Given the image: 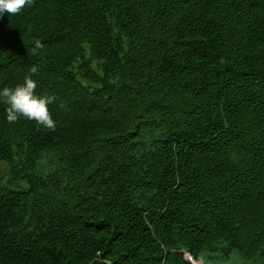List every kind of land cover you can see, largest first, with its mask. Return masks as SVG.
<instances>
[{"label":"trees","instance_id":"trees-1","mask_svg":"<svg viewBox=\"0 0 264 264\" xmlns=\"http://www.w3.org/2000/svg\"><path fill=\"white\" fill-rule=\"evenodd\" d=\"M33 65L56 128L0 98V264H264V0H34L0 90Z\"/></svg>","mask_w":264,"mask_h":264},{"label":"clouds","instance_id":"clouds-1","mask_svg":"<svg viewBox=\"0 0 264 264\" xmlns=\"http://www.w3.org/2000/svg\"><path fill=\"white\" fill-rule=\"evenodd\" d=\"M34 0H0V19L5 14L15 16L20 14L25 8L33 6ZM36 47H42L39 41H36ZM31 74L23 78L22 83L14 87H4L0 90V98H3L6 107L7 120L9 123H15L20 118L34 120L37 125L55 130L56 122L52 118L48 105L53 103L55 97L47 95H38L36 93L37 81L32 78V74L38 72L37 66L33 65Z\"/></svg>","mask_w":264,"mask_h":264},{"label":"rangeland","instance_id":"rangeland-1","mask_svg":"<svg viewBox=\"0 0 264 264\" xmlns=\"http://www.w3.org/2000/svg\"><path fill=\"white\" fill-rule=\"evenodd\" d=\"M2 168H4V166H0V169H2ZM6 172L5 171H2L3 174H5ZM196 264H202V263H196Z\"/></svg>","mask_w":264,"mask_h":264},{"label":"water","instance_id":"water-1","mask_svg":"<svg viewBox=\"0 0 264 264\" xmlns=\"http://www.w3.org/2000/svg\"><path fill=\"white\" fill-rule=\"evenodd\" d=\"M188 258H189V259H191V257H190V256H188ZM200 263H202V262H200ZM195 264H196V263H195Z\"/></svg>","mask_w":264,"mask_h":264}]
</instances>
